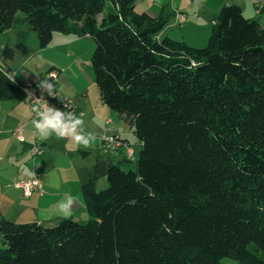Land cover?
<instances>
[{"label": "trees", "instance_id": "16d2710c", "mask_svg": "<svg viewBox=\"0 0 264 264\" xmlns=\"http://www.w3.org/2000/svg\"><path fill=\"white\" fill-rule=\"evenodd\" d=\"M255 9L224 6L194 48L160 38L168 17L137 0H0V35L13 29L18 46L92 39L100 99L141 148L97 161L81 188L85 221L0 217V264H264V0ZM14 56L6 42L2 61ZM10 100L26 101L25 85L0 64Z\"/></svg>", "mask_w": 264, "mask_h": 264}, {"label": "crops", "instance_id": "0c3cea01", "mask_svg": "<svg viewBox=\"0 0 264 264\" xmlns=\"http://www.w3.org/2000/svg\"><path fill=\"white\" fill-rule=\"evenodd\" d=\"M201 1L192 0L191 3H187V8L183 9L181 0H137V10L146 12L152 17H168V25L159 35L160 38L169 36L178 40L173 35H179L178 41H184L189 46L195 47L190 44L189 38L202 43L207 42L215 19L224 6L239 5L243 8L245 17L256 18L257 14L246 15L247 5L251 3L256 8L263 0L247 2L213 0L209 5L202 4ZM177 13L185 15V23H177ZM170 26L172 29L169 31ZM201 27L208 28V36L199 31ZM177 31L181 34H177ZM91 41L90 37L77 38L55 34L52 44L42 50L38 47L36 38L26 47L18 46L13 29L0 35V60L7 75L25 84L30 82V78H33L35 73L46 76L50 69H57L59 72L57 91L73 102L81 113L79 116L85 121L86 129L97 135L96 142L89 148L77 146L74 142L57 138L55 135L47 140H41L32 125L35 116L27 100L0 101V217L13 222L15 214L21 211L22 215H26L25 217H32V220L26 222L51 225L69 218L85 221L87 216L83 218L86 212L81 188L88 181L89 173L97 161L103 159L119 162L138 158L141 148L133 130L103 104L98 91V96L88 95L85 74L79 61L83 56L84 48L91 49L93 46L94 50V43ZM6 42L15 48V56L13 60L3 62L1 55ZM63 60L65 66L60 64ZM22 65L30 67L25 68ZM45 79L47 80V76ZM17 129L22 131V140L15 135ZM114 136L125 141L133 149L134 159L123 147L108 154L102 151L101 140L104 137ZM36 147L42 149L43 153L33 157L32 151ZM82 152L88 155L84 156ZM53 154H57L55 159ZM35 166H39L42 195L36 193L26 198L17 185L31 179ZM51 182H58L59 187H49ZM104 182L105 179H102L99 184ZM66 195L79 200L70 217L62 216L57 209L58 203L65 199ZM11 209V215L6 214L5 210L10 212ZM0 245H2L1 237Z\"/></svg>", "mask_w": 264, "mask_h": 264}, {"label": "clouds", "instance_id": "9594fccd", "mask_svg": "<svg viewBox=\"0 0 264 264\" xmlns=\"http://www.w3.org/2000/svg\"><path fill=\"white\" fill-rule=\"evenodd\" d=\"M37 87L41 93L39 97H36L34 92H29L28 95L33 101L31 110L35 118L32 120V125L38 137L47 140L55 135L57 138L70 140L77 146L84 148L93 146L97 135L86 129L85 121L81 116L72 111L61 110L55 105H49L43 98L45 93L53 96L56 86L51 81L45 80L39 81ZM49 187L58 188L59 183L51 182ZM78 204V198L66 195L57 205L58 213L70 217Z\"/></svg>", "mask_w": 264, "mask_h": 264}, {"label": "built area", "instance_id": "2783aa9c", "mask_svg": "<svg viewBox=\"0 0 264 264\" xmlns=\"http://www.w3.org/2000/svg\"><path fill=\"white\" fill-rule=\"evenodd\" d=\"M176 20L177 23L183 24L186 22V17L185 15L181 13H177L176 15ZM58 75V74H57ZM57 75L55 72H50L48 73V81H51L55 86L57 83ZM25 85V92L27 94V101L30 103L32 106L33 101L31 97L28 95L29 92H34L36 97H39L41 95L40 90L38 89L37 85ZM49 105H55L57 108H60L61 110L65 111H72L73 113L77 114L78 116L81 114L77 111L75 105L73 104L72 101L68 100L64 96H62L56 89L53 93V96H48L46 93L44 94L43 97ZM15 135L18 137V139L22 140V131L21 129H17L15 131ZM101 147L102 151L106 154L114 152L118 148H125L131 158L134 159V151L133 149L124 141L120 140L119 137L114 136V137H104L101 140ZM42 149L39 147H36L32 151V156L33 157H38L42 155ZM32 177L31 179L27 181H23L18 183L17 187L21 189L24 197L30 198L33 196L34 192L38 191L41 186V178H40V173H39V166H35L32 170Z\"/></svg>", "mask_w": 264, "mask_h": 264}, {"label": "rangeland", "instance_id": "374dc122", "mask_svg": "<svg viewBox=\"0 0 264 264\" xmlns=\"http://www.w3.org/2000/svg\"><path fill=\"white\" fill-rule=\"evenodd\" d=\"M189 1V2H188ZM191 1L192 0H181V2H182V5H183V9H186L187 8V3H191ZM213 0H202L201 1V3L202 4H205V5H209L211 2H212ZM244 1H248V0H244ZM139 9H141V5H139ZM171 9V7L169 8V10ZM247 13H246V15H255V14H257V11H256V9H255V7L250 3V4H248L247 5ZM189 11V10H188ZM190 12V11H189ZM21 17H23L21 14H19L18 15V18H21ZM262 22H263V20H262ZM189 27V26H188ZM187 27V28H188ZM172 29V27L170 26L169 27V31ZM199 31L201 32V33H203V34H205L206 36H208V34L209 33H207V31H208V28H205V27H201V28H199ZM179 31H177L176 33L177 34H181V33H178ZM209 32V31H208ZM184 35V34H183ZM176 39H178L179 40V35H173ZM181 36V35H180ZM36 38V36L35 35H33V36H30V39H29V44H32V39H35ZM187 38H189L188 36H187ZM209 40V39H208ZM189 42H190V44H192L193 46H195L194 48H205L207 45H208V41L206 42H204V43H202V42H200V41H194V40H191L190 38H189ZM91 43H92V41H91ZM92 45V44H91ZM92 52H93V46H92V48L91 49H85L84 48V50H83V56L81 57V59H80V61H79V64L81 65V67H82V69H83V73L85 74V76H84V78H85V81H86V89H87V91H88V95L89 96H92V95H96V96H98V93H97V88H96V85H95V82H94V80H93V70H92V66H91V56H92ZM45 55H46V53H45ZM0 64L1 65H4L2 62H1V60H0ZM60 64H62L61 66H65V60H63V61H60ZM22 66H24L25 68L26 67H30V66H27V65H22ZM21 66V67H22ZM13 69H15V67L13 68ZM10 72V71H9ZM23 72H25V71H23ZM49 73V72H48ZM48 73H47V75H48ZM56 73V75H57V72H55ZM46 75V76H47ZM46 76H44L43 74H39V73H35V76L33 77V78H30L31 80H30V82H27V83H25L26 85H38V82L39 81H45L46 79H45V77ZM20 78L21 79H23L24 80V78L22 77V76H20ZM57 78H59V74L57 75ZM47 80H48V76H47ZM58 80V79H57ZM56 155L57 154H53V158L55 159L56 158ZM106 185V186H105ZM105 186V187H104ZM41 187H42V182H41V186H40V189L38 190V191H36V192H34V194H36V193H38V194H40V195H42V192H41ZM107 187V181L105 180V182H104V184L103 183H100L99 185H98V190H103V189H105ZM20 189V188H19ZM21 190V189H20ZM33 194V195H34ZM5 212H6V214H10L11 215V212H12V209H11V211L9 212V211H6L5 210ZM26 215H22V212L20 211L19 213H17V214H15V216L13 217V222H17V223H23V222H26V221H30V220H32V217H25ZM87 216V214H85L84 215V217L83 218H85ZM87 218H88V216H87Z\"/></svg>", "mask_w": 264, "mask_h": 264}]
</instances>
